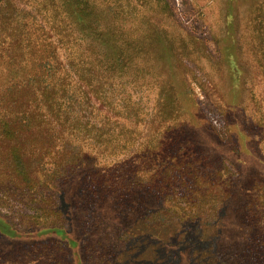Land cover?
Masks as SVG:
<instances>
[{
  "label": "rangeland",
  "instance_id": "obj_1",
  "mask_svg": "<svg viewBox=\"0 0 264 264\" xmlns=\"http://www.w3.org/2000/svg\"><path fill=\"white\" fill-rule=\"evenodd\" d=\"M92 1L87 11L93 17L85 33L89 25L102 29L109 25L125 34L133 53L126 87L129 147L105 151L98 164L105 165L103 173L117 188L126 174L129 179H151L159 176L158 162H171L176 150L185 146L199 152L209 169L222 164L219 156L226 157L223 165L237 174L233 195L215 218L193 219L177 216L163 201L139 190L137 204L122 199L123 207L116 202L107 211L100 210L105 220L97 225V219L72 198L69 225L81 237L80 251L56 245L53 236L37 241L0 234V264H105L101 262L105 252L112 254L109 264H238V252L248 260L238 262L250 264L257 253L256 241L264 244V0ZM121 90L115 87L117 101L125 96ZM99 105L92 101L81 105L90 124L101 115ZM168 105L173 114L169 117L164 110L161 119L159 114ZM174 125L180 129L170 133ZM243 201L249 215L238 219L232 206L240 207ZM85 202L89 210L96 207V202ZM131 206L137 212L129 215ZM0 212L17 231L26 228L29 212L23 205L0 202ZM81 212L88 219L79 224ZM237 220L244 222L239 245ZM254 264L264 260L255 259Z\"/></svg>",
  "mask_w": 264,
  "mask_h": 264
},
{
  "label": "trees",
  "instance_id": "obj_2",
  "mask_svg": "<svg viewBox=\"0 0 264 264\" xmlns=\"http://www.w3.org/2000/svg\"><path fill=\"white\" fill-rule=\"evenodd\" d=\"M90 1L0 0V202H15L29 212L28 224L21 232L0 212V234L37 241L53 236L50 239L56 245L75 246L80 251L81 237L75 236L69 225L71 199L77 198L97 219V225L105 220L100 210L105 212L116 202L122 206V199L137 204L139 190L145 197L163 201L179 217L215 218L233 195L231 185L237 175L223 165L228 160L222 155V164L209 169L199 152L181 146L171 162L156 164L159 176L141 180L136 176L129 179L126 174L127 181L118 188L103 173L105 165H98L105 151L113 153L129 147L126 87L133 53L129 52L125 34L109 25H103V29L98 23L89 25L85 33L93 17L87 11L94 5ZM96 41L104 48H98ZM117 86L124 90L121 95L125 93L118 101L114 97ZM91 101L95 106L100 104L97 114H101L93 124L80 111L81 105ZM172 108L163 107L159 117L162 119L164 110L171 117ZM177 129L174 125L170 133ZM88 141L95 144L91 147ZM192 183L196 184L185 189ZM172 199L176 202L171 203ZM86 200L96 202V207L89 210L83 203ZM183 200L187 201L184 207ZM246 203L232 206L238 219L249 215ZM136 212L131 206L126 213ZM81 213L79 224L88 219ZM237 222L239 245L244 222ZM255 246L257 253L250 264L255 259L264 260V254L260 255L264 244L257 240ZM110 256L111 252H105L101 262L109 264ZM244 256L236 254L238 264L241 259L248 262Z\"/></svg>",
  "mask_w": 264,
  "mask_h": 264
}]
</instances>
